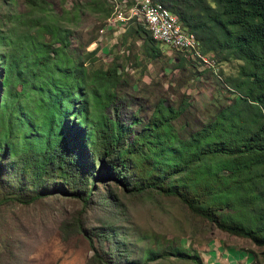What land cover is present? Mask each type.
<instances>
[{
    "label": "trees",
    "instance_id": "1",
    "mask_svg": "<svg viewBox=\"0 0 264 264\" xmlns=\"http://www.w3.org/2000/svg\"><path fill=\"white\" fill-rule=\"evenodd\" d=\"M147 1L175 14L196 39L200 55L183 51L186 57L212 66L205 54L225 51L221 59L242 60L239 79L230 78L241 93L187 132L175 127L184 106L162 99L146 119L124 122L120 64L89 67L96 47L74 56L69 30L48 0H22L24 10L4 12L0 28V206L57 195L78 200L83 211L101 205L116 217L120 194L153 191L262 246L264 264V185H257L264 184V0ZM106 2L101 18L111 10ZM134 20L128 32L155 41L143 17L128 19ZM151 50L159 53L155 45ZM60 228L87 239L85 264H146L169 254L201 264L197 255L171 247L158 252L143 245L133 255L131 234L137 235L122 232L113 219L91 227L77 217L64 219ZM4 232L0 225V264H15L13 239Z\"/></svg>",
    "mask_w": 264,
    "mask_h": 264
},
{
    "label": "rangeland",
    "instance_id": "2",
    "mask_svg": "<svg viewBox=\"0 0 264 264\" xmlns=\"http://www.w3.org/2000/svg\"><path fill=\"white\" fill-rule=\"evenodd\" d=\"M106 1L111 3V10L107 18H101L107 9ZM48 2L49 10L55 14L59 24L69 30L70 48L74 56L78 53L80 57L84 56L88 50L96 47L93 56L89 55L92 58L89 67L104 68L117 62L124 70V80L116 85L118 111L124 122L132 116L139 121L146 119L158 99H162L165 105L184 106L183 112L175 120V127L181 125L187 132L207 121L219 106L241 93L232 85L230 78L239 79L238 69L242 60L230 55L221 59L225 57V51L205 54L213 62V66H210L186 57L179 49L152 41L148 33L128 32L136 20H122L120 30L113 32V25H104L117 11H112L111 0ZM91 2L98 6L96 10H92ZM118 2L126 3L127 8H131L138 0ZM76 6L79 8L77 14L73 10ZM24 8L22 0H0V28L6 27V24L2 26L4 12H18ZM135 16L142 21L141 14L136 12ZM124 18L128 19V16ZM151 45L159 49L156 56L151 55ZM257 185L262 188L264 184L258 182ZM120 201L122 211H118L116 217L101 205H91L83 211L78 200L57 195L29 203L1 205V228L13 239L10 241V255L14 256L15 264H85L91 253L87 239L81 232L66 234L60 228L64 219L77 217L89 227L102 219H113L114 225H118L122 232L132 229L137 235L131 234L136 239L130 244L135 256L140 255L139 246H149L158 252L171 247L173 251L197 255L201 264H206L201 255L210 250L209 243L225 237L250 254L254 264L262 262L259 252L262 246H255L247 238L231 235L193 216L173 196L153 191L124 193L120 194ZM146 264L198 263L191 258L182 259L169 254L149 260Z\"/></svg>",
    "mask_w": 264,
    "mask_h": 264
},
{
    "label": "bare ground",
    "instance_id": "3",
    "mask_svg": "<svg viewBox=\"0 0 264 264\" xmlns=\"http://www.w3.org/2000/svg\"><path fill=\"white\" fill-rule=\"evenodd\" d=\"M115 3L114 6V11L115 9H117V2L118 0H113ZM145 2V9L146 12L150 15H152L153 17H162L169 25H171V29L175 32V33H180L181 36H186L191 38V42H186L184 44H182V47L180 46V42L178 40H170V39H163L162 37H160L158 34L155 33V24H147L145 22V11L142 8H138V3L135 5H133L131 8H135V14L133 15H124L122 16V20H128L130 19V17L136 15V12L138 14H141L143 17V20L146 24V28L147 31H149V33L151 34L152 38L159 43H163L169 47H173L175 49H180L182 51H187L190 53H195L197 55H200L199 53V46H198V42L196 41V39L188 32V30L186 28H183L180 25V22L178 20V18L176 17L175 14L164 10L162 8H160V6H153L151 5L147 0H143ZM134 3V2H133ZM119 4V2H118ZM128 16V19H125L124 17ZM121 28V27H120ZM208 60V59H207Z\"/></svg>",
    "mask_w": 264,
    "mask_h": 264
},
{
    "label": "crops",
    "instance_id": "4",
    "mask_svg": "<svg viewBox=\"0 0 264 264\" xmlns=\"http://www.w3.org/2000/svg\"><path fill=\"white\" fill-rule=\"evenodd\" d=\"M209 246L210 250L201 255L206 264H254L251 255L231 239H214Z\"/></svg>",
    "mask_w": 264,
    "mask_h": 264
},
{
    "label": "built area",
    "instance_id": "5",
    "mask_svg": "<svg viewBox=\"0 0 264 264\" xmlns=\"http://www.w3.org/2000/svg\"><path fill=\"white\" fill-rule=\"evenodd\" d=\"M138 8H142L145 11V22L147 24H155V33L163 39L178 40L180 42L181 47L182 44L186 42H191V38L181 36L180 33H175L171 29V25H169L162 17H153L152 15L148 14L145 9L144 1L138 0ZM133 14H135V8H127L126 3L118 4L117 2V11L111 15L110 21L104 22V25H113V32H116L118 29L120 30V22L122 21V16ZM211 65L213 66L212 61Z\"/></svg>",
    "mask_w": 264,
    "mask_h": 264
}]
</instances>
